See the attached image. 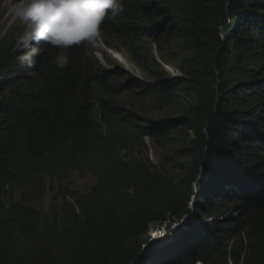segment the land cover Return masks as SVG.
Wrapping results in <instances>:
<instances>
[{"label": "trees", "instance_id": "1", "mask_svg": "<svg viewBox=\"0 0 264 264\" xmlns=\"http://www.w3.org/2000/svg\"><path fill=\"white\" fill-rule=\"evenodd\" d=\"M164 1L68 0L66 21L44 47L34 80L11 119L33 168L60 165L68 153L82 152L88 133L98 127L97 104L110 111L100 93L116 96L143 88L169 97L165 88L176 86L163 76L158 85L119 67L102 68L91 56V28L107 47L129 53L151 76L155 71L145 38L160 53L170 41L178 46L184 42L191 49L182 59L187 71L201 79L202 92L190 109L195 120L166 121L151 126L150 134L164 144L180 127L194 130L196 137L180 149L192 158L186 172L175 182L149 164L115 160L89 193L73 195L81 217L64 206L60 222L47 225L32 208L17 207L11 213L0 206V264H228V254L241 264L243 252L226 245L241 231L224 228L220 221L191 226L146 262L142 251L155 222L168 221L171 229L192 213L212 216L230 200L264 209V172L259 173L264 165L258 167L264 159V64L253 69L245 60L248 52L253 60L258 54L264 57V2L193 0L194 15L177 20ZM246 159L257 167L247 169ZM18 177L10 141L0 138V199ZM260 232L243 264H264ZM160 255L167 258L159 261Z\"/></svg>", "mask_w": 264, "mask_h": 264}, {"label": "rangeland", "instance_id": "2", "mask_svg": "<svg viewBox=\"0 0 264 264\" xmlns=\"http://www.w3.org/2000/svg\"><path fill=\"white\" fill-rule=\"evenodd\" d=\"M25 1L0 0V138L10 141L19 171L16 186L7 190V194L0 199V206L11 213L17 207L32 208L42 214L44 225L55 220L60 222L64 206L69 207V210L76 209V214L81 217L74 197L89 193L98 184L103 169L109 163L114 164L115 160L131 163L129 166L146 163L150 168L154 167L175 182L178 181L192 162V158L183 156L180 149L196 137L194 130L180 127L171 132L164 144L162 138L150 133L151 126L166 121L180 117L195 120L190 109L202 90L199 88L201 79L191 76L182 60L191 51L190 47L184 42L178 46L176 42L170 41L163 45L164 49L160 53L158 45L145 38V52L155 71L151 76L134 62L129 53L107 47L99 32L92 28L88 36L91 56L102 68L119 67L139 79L158 85L163 82L164 79H159L163 76L166 80H174L176 86L171 84L165 88L169 97L148 93L143 88L128 90L116 96L100 93L99 96L110 111L97 104L95 117L98 127L88 133L83 151L68 153L60 165H53L44 171L31 166L24 144L17 139L12 113L34 80L35 64L44 47L66 21L68 0H29L23 6ZM163 4L177 20L194 15L193 0H165ZM108 49L120 54L128 62L131 71L116 61ZM252 54L246 53L245 60L253 69L264 64V57L258 54L259 57L253 60ZM250 161L244 160L243 165L254 170L257 163ZM261 161L264 159L260 158L258 167L264 165ZM263 172L264 168L259 170V173ZM190 216L184 225H181L182 221L176 222L171 229L168 221L153 223L149 241L152 244L144 252L147 253L146 258L153 251V246L161 248L176 243L182 235L180 233L191 226L220 221L224 228L232 226L241 231V235L228 239L226 245L229 250L234 247L243 252V264L244 255L249 252L255 234L264 231V209H252L239 201L224 202L214 210L212 216L199 217L194 213ZM164 258L167 256L160 255L159 261H164ZM227 261L228 264H235L230 254ZM148 264H152V261Z\"/></svg>", "mask_w": 264, "mask_h": 264}, {"label": "water", "instance_id": "3", "mask_svg": "<svg viewBox=\"0 0 264 264\" xmlns=\"http://www.w3.org/2000/svg\"><path fill=\"white\" fill-rule=\"evenodd\" d=\"M194 198H195V197H194ZM194 198H193V199H194ZM192 214H193V213H192ZM189 217H191V216H190V215L185 216L184 219H182V223H181V225H184L185 222L187 221V219H188ZM151 244H152V242H149V246H148L147 248H145V247L143 248V251H142L143 262L148 261V260L151 258V256H152L151 253L154 252L155 250L159 249V247H160V246H159V247H154V246H153V251L150 252V254H149L148 257H147L148 259H147V258H146L147 253L145 254L144 252H146L147 250H149V247H150ZM161 245H162V244H161Z\"/></svg>", "mask_w": 264, "mask_h": 264}, {"label": "bare ground", "instance_id": "4", "mask_svg": "<svg viewBox=\"0 0 264 264\" xmlns=\"http://www.w3.org/2000/svg\"><path fill=\"white\" fill-rule=\"evenodd\" d=\"M29 0H26L25 2H24V5L23 6H25L26 5V3L28 2ZM104 47V46H103ZM108 51V50H107ZM109 53L111 54V56H113L117 61H119L122 65H123V67L127 70H129V71H131L129 68H130V66H129V64H128V62L124 59V58H122L121 56H119L116 52H113V51H109Z\"/></svg>", "mask_w": 264, "mask_h": 264}, {"label": "clouds", "instance_id": "5", "mask_svg": "<svg viewBox=\"0 0 264 264\" xmlns=\"http://www.w3.org/2000/svg\"><path fill=\"white\" fill-rule=\"evenodd\" d=\"M94 31H96L94 28H92ZM91 30V29H90ZM111 50V49H108ZM112 51V50H111ZM114 52V51H113ZM119 56H121L120 54H118ZM122 57V56H121ZM123 58V57H122ZM116 60V59H115ZM117 61V60H116Z\"/></svg>", "mask_w": 264, "mask_h": 264}, {"label": "built area", "instance_id": "6", "mask_svg": "<svg viewBox=\"0 0 264 264\" xmlns=\"http://www.w3.org/2000/svg\"><path fill=\"white\" fill-rule=\"evenodd\" d=\"M131 65L134 66L133 64H131ZM134 67H135V66H134ZM167 68L169 69V67H167ZM136 73L138 74V72H136ZM174 75H177V74L174 73Z\"/></svg>", "mask_w": 264, "mask_h": 264}]
</instances>
